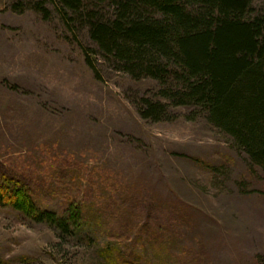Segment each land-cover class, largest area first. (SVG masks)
<instances>
[{"label": "rangeland", "instance_id": "rangeland-1", "mask_svg": "<svg viewBox=\"0 0 264 264\" xmlns=\"http://www.w3.org/2000/svg\"><path fill=\"white\" fill-rule=\"evenodd\" d=\"M31 1L0 0V181L31 179L36 208L68 220L77 201L92 212L116 202L123 211L105 229L140 223L127 244L150 262L264 264V175L191 110L142 119L139 101L158 84L115 70L84 28L48 1L44 19ZM251 1V15L264 14V0ZM53 229L0 207V264H102L98 247L116 240L99 227L90 239Z\"/></svg>", "mask_w": 264, "mask_h": 264}, {"label": "trees", "instance_id": "trees-1", "mask_svg": "<svg viewBox=\"0 0 264 264\" xmlns=\"http://www.w3.org/2000/svg\"><path fill=\"white\" fill-rule=\"evenodd\" d=\"M46 1L59 11L67 26L84 28L96 53L115 70L134 80L148 78L158 84L155 98L139 101L142 119L158 123L168 118L171 109L191 110L188 120L203 116L231 139L252 170L264 175V14L251 15V0L34 1L35 10L44 19L49 15ZM19 8L18 3L13 6ZM85 64L98 80L87 52ZM30 185L37 184L17 175L1 179L0 207L53 227L61 239L82 231L86 232L84 238H95L98 227L102 234L111 233L109 238L116 240L97 250L102 264H162L140 256L136 250L139 243L127 244L131 236L142 235L140 223L105 229V222L114 221L113 211H123L116 209V202L104 200L100 211L92 212L85 199L77 201L68 220L36 208ZM63 196L65 204H76V198ZM91 199L93 203L94 196ZM79 220L84 222L78 225Z\"/></svg>", "mask_w": 264, "mask_h": 264}]
</instances>
